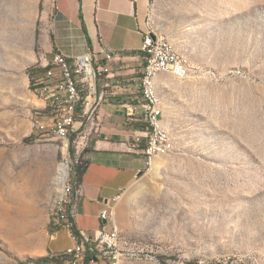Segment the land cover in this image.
<instances>
[{
    "label": "rangeland",
    "instance_id": "obj_1",
    "mask_svg": "<svg viewBox=\"0 0 264 264\" xmlns=\"http://www.w3.org/2000/svg\"><path fill=\"white\" fill-rule=\"evenodd\" d=\"M54 1L0 0V264L50 256L70 180L58 178L72 143L32 125L47 109L30 84L48 60ZM147 20L191 73L157 78L174 150L117 203L119 231L144 249L119 264H264V0H151Z\"/></svg>",
    "mask_w": 264,
    "mask_h": 264
},
{
    "label": "crops",
    "instance_id": "obj_2",
    "mask_svg": "<svg viewBox=\"0 0 264 264\" xmlns=\"http://www.w3.org/2000/svg\"><path fill=\"white\" fill-rule=\"evenodd\" d=\"M54 2L56 13L51 42L43 53L48 60L42 65L58 52L74 58L89 50L101 52L104 46L122 56V64L113 66L112 90L101 111V136L93 142L90 161L82 176L83 196L73 228L91 235L102 228L109 229L111 225L120 230V207L113 199L132 188L150 169L154 159L149 166L144 155L146 139L136 141V137L142 135L141 129L127 121L122 109L124 104L140 97L134 72L141 69L142 31L145 24L147 27L151 0ZM119 83L126 84L128 92H116ZM146 112L144 109V114ZM107 204L115 205L113 224L100 217ZM76 244L72 233L62 228L52 234L49 252L60 255Z\"/></svg>",
    "mask_w": 264,
    "mask_h": 264
},
{
    "label": "built area",
    "instance_id": "obj_3",
    "mask_svg": "<svg viewBox=\"0 0 264 264\" xmlns=\"http://www.w3.org/2000/svg\"><path fill=\"white\" fill-rule=\"evenodd\" d=\"M142 34L141 69L134 72L140 97L124 104L122 109L128 122L143 126L142 135L137 136L136 141L146 139L144 155L150 166L152 157L159 154L160 150H169L171 153L174 146L171 136L164 132V128L163 133H155L151 120H144V109H151V105L143 99L142 85L155 69L164 70V67H172L181 77L188 78L191 68L182 63L180 58L172 56L171 48L165 47L164 38L157 37L152 29L146 27V24ZM106 52L113 51L104 46L101 52L89 50L84 55L70 58L75 67L73 78H77V87H69L62 59H49L47 67L36 68L40 71V79H32V83H39L48 90H53L57 102V111L46 109L43 117L33 121L32 125L37 133L42 135L55 133L57 138L69 113H77V124L72 131L73 140L71 158H69L70 180L65 190L62 228L79 233L80 243L79 246L68 248L60 255L50 254V258L63 257L61 264H78L80 257H88L89 264L98 262L101 257L110 264H118L121 259L139 258L144 253L143 248L136 242L126 240L113 225L109 229L97 230L93 235L86 231H74L73 229L78 204L83 196L79 171L89 163L93 142L101 136V111L112 90L110 81L115 78L113 66L118 63L122 64V56L116 52H113V63H106ZM30 91L32 92V84H30ZM115 91L128 92V86L119 83ZM121 197H115L113 203L117 204ZM114 211L115 205L108 206L107 204V208L101 213V219L113 224Z\"/></svg>",
    "mask_w": 264,
    "mask_h": 264
},
{
    "label": "bare ground",
    "instance_id": "obj_4",
    "mask_svg": "<svg viewBox=\"0 0 264 264\" xmlns=\"http://www.w3.org/2000/svg\"><path fill=\"white\" fill-rule=\"evenodd\" d=\"M148 29H153L152 25L149 21H147ZM154 33H156L154 31ZM157 37L164 38L165 47L171 48V55L175 58H180L182 63L188 66L187 62L177 53L175 50L174 45L165 37L160 36L157 34ZM54 59H62L63 69L65 72L66 80H69V87H77V78H73L75 75V67H73L70 58L64 56L62 53H56ZM106 63H113V52H106ZM49 62L42 65V67H47ZM162 74H169L172 77L176 78L177 80H186L187 78H183L180 74H177V70L172 67H164L163 69H155L151 72V75L148 76L144 85H142V96L143 99L147 101L148 105H151V109H147V112L144 114V120H151L153 130L155 133H163V125L161 120V113L158 109L159 105V96L157 93V84L156 79L158 76ZM34 91L36 95L45 102L47 109L50 111H57V102L56 97L53 90H48L43 85L39 83H35ZM77 124V113H69L68 119H66L62 130L57 135L64 140V145L67 150H70L71 141L73 139V127ZM164 132L169 134L165 129ZM55 134V133H50ZM170 135V134H169ZM172 139V138H171ZM174 146V144H173ZM169 153V150H160L159 154H156L152 157L155 158L157 156H163ZM154 161L152 162V164ZM60 177L58 178L62 184L66 182V180L70 177V172H68L67 167L65 165H61L59 169ZM65 190H67V184L61 186L60 188V195L56 197L53 212L51 215L50 224L54 227H62L63 225V210H64V202H65ZM75 246H79L77 243ZM122 260V259H121ZM120 260V262H121ZM119 262V263H120ZM118 263V264H119ZM78 264H87V257H80Z\"/></svg>",
    "mask_w": 264,
    "mask_h": 264
},
{
    "label": "trees",
    "instance_id": "obj_5",
    "mask_svg": "<svg viewBox=\"0 0 264 264\" xmlns=\"http://www.w3.org/2000/svg\"><path fill=\"white\" fill-rule=\"evenodd\" d=\"M31 77H32V79H40V71H38V70L36 69V71H34V72L32 73ZM31 84H32V88H35V83H32V80H31ZM135 127H136L137 129H138V128H139V129H142V128H143V126H142V125H139V124H135ZM86 166H87V165H86ZM86 166H85L83 169H81V170L79 171L80 181L82 180V176H83V173H84V171H85V169H86ZM49 229H50V231H51L52 234H53V233H55L56 231L62 229V227L57 228V227H54L53 225L50 224V228H49ZM52 229H53V230H52ZM71 233H72L73 237L75 238V240L77 241V243L79 244V243H80V235H79V233H75V232H71ZM62 258H63V257H61V256H54V257H52V258H50V256H48V257H45V258H40V259L34 261V263H35V264H48V263H52V264H61V262H62ZM87 264H89V263H88V257H87ZM188 264H198V262H189Z\"/></svg>",
    "mask_w": 264,
    "mask_h": 264
}]
</instances>
